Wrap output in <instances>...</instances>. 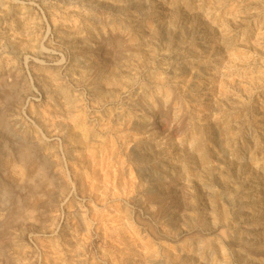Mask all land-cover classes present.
Segmentation results:
<instances>
[{
  "label": "rangeland",
  "instance_id": "rangeland-1",
  "mask_svg": "<svg viewBox=\"0 0 264 264\" xmlns=\"http://www.w3.org/2000/svg\"><path fill=\"white\" fill-rule=\"evenodd\" d=\"M0 264H264V0H0Z\"/></svg>",
  "mask_w": 264,
  "mask_h": 264
},
{
  "label": "bare ground",
  "instance_id": "bare-ground-1",
  "mask_svg": "<svg viewBox=\"0 0 264 264\" xmlns=\"http://www.w3.org/2000/svg\"><path fill=\"white\" fill-rule=\"evenodd\" d=\"M32 201V200H31Z\"/></svg>",
  "mask_w": 264,
  "mask_h": 264
}]
</instances>
